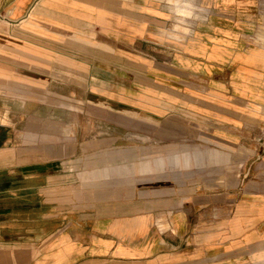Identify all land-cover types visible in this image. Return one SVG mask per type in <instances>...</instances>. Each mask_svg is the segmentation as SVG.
<instances>
[{
    "label": "crops",
    "instance_id": "1",
    "mask_svg": "<svg viewBox=\"0 0 264 264\" xmlns=\"http://www.w3.org/2000/svg\"><path fill=\"white\" fill-rule=\"evenodd\" d=\"M83 81L105 136L26 148L73 214L0 220V264H264V0H0L13 118Z\"/></svg>",
    "mask_w": 264,
    "mask_h": 264
},
{
    "label": "rangeland",
    "instance_id": "2",
    "mask_svg": "<svg viewBox=\"0 0 264 264\" xmlns=\"http://www.w3.org/2000/svg\"><path fill=\"white\" fill-rule=\"evenodd\" d=\"M86 86L87 84L83 81V84L79 86L74 84L68 86L69 88H78L77 92L47 94L45 108L34 110L40 116L30 115L33 109L22 108L21 103H18L19 105L16 104L13 108V113H15L13 118L10 108H6V106H10V102L0 100V119L5 120H0V220H13L5 222L9 226H1V229L12 228L21 232L26 231L28 225L32 226V224H34L35 230L43 229L41 221L26 220H38L49 209L52 210L53 208L70 211L68 213L73 214L71 212L73 211V205L66 204L67 201L65 200H62L59 204L51 205H45L43 201L50 198L48 195L47 197L44 195L46 192L48 193L46 189L48 182L59 184V182L69 183L68 181L74 180L72 173H68V175L60 172L61 169L58 164L67 161L69 163L70 160H75V158L68 157L66 161L64 158L52 161L53 155L49 160L51 163L46 164L47 160L33 157L26 150L43 143L66 144L68 148L74 149L78 143L98 141L105 136L106 130L96 121V115L90 111L89 102L91 97ZM10 95V93H7L4 97ZM18 95L26 96L27 94ZM33 96L36 99H39V97H41V100L43 99V94H34ZM2 105L4 109L1 107ZM1 116L4 117L1 118ZM12 136H14L13 140H9ZM42 148L45 151L52 150V147ZM8 150L14 151L12 156H7L6 153L9 154ZM87 161L85 160L84 163ZM72 163V167H74L75 163ZM22 165L23 170L17 171L15 166ZM29 165L32 168H40L36 172L43 175L32 173L35 176L34 178L27 179L24 177L32 175L31 173H25L27 170L25 166ZM69 177L70 180H67ZM4 214L11 215L4 216ZM57 225V223L50 221V225L45 226V228L53 230L57 228Z\"/></svg>",
    "mask_w": 264,
    "mask_h": 264
},
{
    "label": "bare ground",
    "instance_id": "3",
    "mask_svg": "<svg viewBox=\"0 0 264 264\" xmlns=\"http://www.w3.org/2000/svg\"><path fill=\"white\" fill-rule=\"evenodd\" d=\"M179 14H181V12Z\"/></svg>",
    "mask_w": 264,
    "mask_h": 264
}]
</instances>
